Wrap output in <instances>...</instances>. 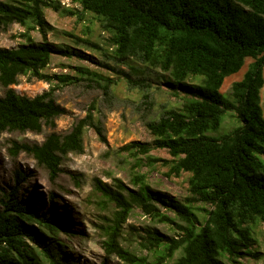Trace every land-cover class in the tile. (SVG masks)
I'll list each match as a JSON object with an SVG mask.
<instances>
[{
	"label": "trees",
	"instance_id": "trees-1",
	"mask_svg": "<svg viewBox=\"0 0 264 264\" xmlns=\"http://www.w3.org/2000/svg\"><path fill=\"white\" fill-rule=\"evenodd\" d=\"M76 1L79 11L62 7L60 0H0V28L12 23L25 27V43L0 47V85L6 88L0 95V133L40 131L43 122L51 124L64 112L52 87L33 97L17 94L10 85L18 76L55 85L80 79L43 72L53 54L83 58L80 51L47 41L46 31L51 27L43 8L77 17L89 12L107 33L106 42L115 58L134 59L146 68L158 69L165 76L167 89L180 99L178 106L146 121L150 142L132 141L123 149L143 155L148 165L167 162L175 175L188 173V194L183 201L153 190L143 173L133 174L136 189L120 183L112 190L96 180L97 190L119 208L106 230L105 251L130 264H165L177 251L179 255L171 264H236L241 252L254 255L250 252L253 227L264 224V99L260 96L264 84V0ZM32 29L40 32L41 41L32 39ZM78 40L99 47L88 39ZM247 57L252 60L242 77L232 82L227 98L220 91L223 80L237 72ZM108 89L105 84L104 92ZM228 111L238 124L219 135L210 134L220 128ZM86 122L101 135L100 126L92 123L88 113L64 135L52 132L35 144L13 142L10 151L31 154L54 178L61 170V157L82 149ZM151 148L165 149L171 158L152 157ZM25 175L16 171L15 184L0 196V264H70L61 256L59 249L64 245L57 238L60 231H67L66 222L17 197ZM49 198L53 199L52 192ZM135 206L179 229L177 238L153 232L145 239L151 257L137 256L118 241L121 224ZM195 210L203 212L201 218ZM168 211L183 223H177ZM25 240L34 242L37 251Z\"/></svg>",
	"mask_w": 264,
	"mask_h": 264
},
{
	"label": "rangeland",
	"instance_id": "rangeland-1",
	"mask_svg": "<svg viewBox=\"0 0 264 264\" xmlns=\"http://www.w3.org/2000/svg\"><path fill=\"white\" fill-rule=\"evenodd\" d=\"M60 5L80 10L76 0H60ZM43 15L51 27L46 31L47 41L62 47L69 46L83 55V58H78L53 54L43 72L67 73L80 79L72 84L55 85L20 75L16 83L10 85L17 94L28 97L52 87V95L64 112L55 117L51 124L43 122L40 131L7 130L0 133V196L15 184L16 171L25 173V180L19 182L17 197L67 224V231L62 230L57 235L58 241L64 245L59 249L63 258L70 261V264H130L104 249L106 230L119 208L115 201L109 200L97 190L95 183L100 180L112 190H117V184L120 183L124 188L136 189L133 174L143 173L153 190L184 200L188 194V173L175 175L169 171L167 162L155 161L148 165L143 155H135L132 151L123 149V146L132 141L150 142L152 135L145 125L146 121L157 119L164 109L178 106L179 96L167 89L164 84L165 76L158 69L146 68L134 59L122 61L115 58L106 42L107 33L102 31L93 14L82 12L77 17L44 7ZM23 31L25 27L18 23L0 28V47L14 48L25 43ZM29 33L35 42L41 41L37 29H32ZM78 38L88 39L99 47L85 44ZM251 60L249 57L245 58L243 66L237 72L224 78L220 91L227 98H230L232 82L242 77ZM78 68L87 69L90 73H80ZM262 73L264 77V67ZM105 84L109 85L107 93L103 90ZM5 90L0 85L1 96ZM260 96L263 100L264 84ZM88 113L92 123L100 126L101 135L92 124L86 122L82 149L61 157V170L54 178L50 177L47 168L38 164L31 154L23 150L11 153L13 142L35 144L41 143L52 132L64 135L78 121L85 119ZM237 124L233 112L228 111L220 128L210 134L219 135ZM149 155L165 160L171 158L165 149L160 148H151ZM120 191L124 194L126 189ZM50 192L53 193L52 200L49 198ZM160 211H164V208H160ZM195 212L202 217L201 210ZM168 214L175 218L171 212L168 211ZM175 221L183 223L178 218ZM178 231L174 223L159 222L135 206L121 224L118 241L122 247L137 256L148 254L151 257L144 247L145 239L153 232L177 238ZM252 237L254 242L250 252L254 255L241 252L236 264H264L263 223L253 227ZM25 243L33 251H37L34 242L25 240ZM178 255L179 252H175L165 264H171Z\"/></svg>",
	"mask_w": 264,
	"mask_h": 264
}]
</instances>
